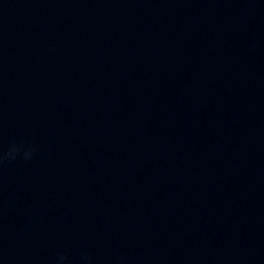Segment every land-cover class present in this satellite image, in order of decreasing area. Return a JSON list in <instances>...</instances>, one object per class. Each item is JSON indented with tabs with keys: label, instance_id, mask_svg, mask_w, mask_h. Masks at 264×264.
<instances>
[{
	"label": "clouds",
	"instance_id": "1",
	"mask_svg": "<svg viewBox=\"0 0 264 264\" xmlns=\"http://www.w3.org/2000/svg\"><path fill=\"white\" fill-rule=\"evenodd\" d=\"M23 147V145H13L8 152L0 153V164H2L5 159H15L16 154H18ZM32 152L33 149L29 147L28 150L24 153L25 157H30L32 155Z\"/></svg>",
	"mask_w": 264,
	"mask_h": 264
}]
</instances>
